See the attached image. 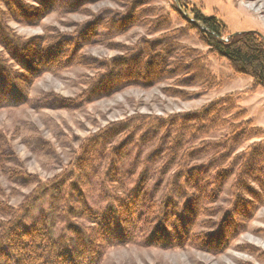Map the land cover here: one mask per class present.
Listing matches in <instances>:
<instances>
[{
  "label": "rangeland",
  "instance_id": "374dc122",
  "mask_svg": "<svg viewBox=\"0 0 264 264\" xmlns=\"http://www.w3.org/2000/svg\"><path fill=\"white\" fill-rule=\"evenodd\" d=\"M23 1L41 6V17L29 23L6 20L5 24L24 43L59 36L64 43L60 49L62 68L55 73H38L25 87L27 99L23 105L0 109L1 203L18 207L38 183L69 172L76 174L79 149L110 124L130 118L166 119L196 112L230 96L245 112L244 119L250 120L261 133L260 139L242 143L237 153L264 140V90L255 87L250 77L236 74L225 59L209 51L197 29L202 25L194 28L188 23L195 20L193 12H198L217 21L224 41L251 32L264 42V0ZM98 20L115 29L94 26ZM71 47L76 50L75 59L67 65L66 55ZM125 66H131L132 72L139 74V80L115 81L113 77ZM108 148L109 145L103 151L97 148L82 160L87 168L99 174L97 179L89 180L88 184L94 186L85 198L92 210L102 211L110 204L102 183L107 173L101 177V169L111 160ZM144 148H134L122 165L128 173L136 170L137 175L159 166L160 162H152L150 158L143 161ZM139 154L140 160H136ZM123 176L127 186L134 184L135 176ZM234 180L233 175L226 181L218 204L211 207L227 205L230 201L227 191ZM52 198V193H46L32 203L22 215L20 228L27 229L43 217L53 239L65 240L73 250L74 237L51 211ZM211 214L195 219L192 213L181 215V223L189 224L193 219L197 224L184 247H149L143 242L148 233L139 232L133 241L113 245L101 257L86 263L264 264V205L256 209L221 253L210 252L207 246L211 242L200 235L213 230V222L219 220L220 214ZM120 230L132 231L130 227Z\"/></svg>",
  "mask_w": 264,
  "mask_h": 264
},
{
  "label": "trees",
  "instance_id": "16d2710c",
  "mask_svg": "<svg viewBox=\"0 0 264 264\" xmlns=\"http://www.w3.org/2000/svg\"><path fill=\"white\" fill-rule=\"evenodd\" d=\"M42 12L41 6L23 0H0V109L23 105L27 99L25 87L34 78L62 68L60 49L64 43L59 36L24 43L5 24L6 20L33 22ZM193 13L195 20L188 23L194 28L202 25L197 29L209 51L225 59L236 74L250 77L255 87L264 90L261 37L247 32L224 41L222 27L214 18ZM97 25L115 29L103 20H98L94 26ZM69 49L67 65L75 59L76 50ZM138 77L131 66H125L113 79L132 83ZM245 117V112L227 96L184 115L166 119L130 118L110 124L79 149L76 174L69 172L37 182L18 207L0 202V218L8 217L0 219V264H87L91 258L101 257L109 247L133 241L139 232L148 233L143 242L149 247L181 248L187 245L191 230L197 225L193 219L189 224L181 223V215L190 213L194 219L209 213L220 214L219 220L213 222V230L200 235L211 242L207 246L210 252H223L256 209L264 205V140L237 153L242 143L261 138L259 130ZM216 134L219 138L213 137ZM107 145L111 160L101 169V177L107 173L108 180L105 178L102 183L110 204L102 211L92 210L85 198L94 186L88 184L89 180L97 179L99 174L87 168L82 160L97 148L103 151ZM138 145L146 149L143 161L150 158L160 164L136 175V170L128 173L122 165ZM137 158L140 160V154ZM123 174L136 177L132 186H127ZM233 175L235 180L227 191L230 201L224 208L211 207L218 204L219 193ZM155 179L158 180L153 183ZM2 192L0 188V197ZM46 193L53 194L51 211L74 237L73 250L65 240L53 239L43 217L27 229L20 228L24 212ZM122 227H130L132 231L124 233Z\"/></svg>",
  "mask_w": 264,
  "mask_h": 264
}]
</instances>
